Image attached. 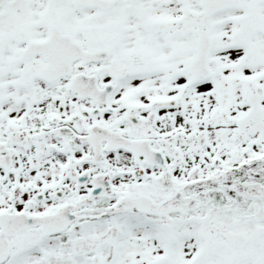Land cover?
I'll return each mask as SVG.
<instances>
[{
    "label": "snow or ice",
    "instance_id": "snow-or-ice-1",
    "mask_svg": "<svg viewBox=\"0 0 264 264\" xmlns=\"http://www.w3.org/2000/svg\"><path fill=\"white\" fill-rule=\"evenodd\" d=\"M0 264H264V0H0Z\"/></svg>",
    "mask_w": 264,
    "mask_h": 264
}]
</instances>
